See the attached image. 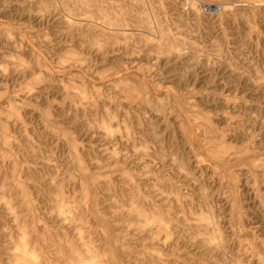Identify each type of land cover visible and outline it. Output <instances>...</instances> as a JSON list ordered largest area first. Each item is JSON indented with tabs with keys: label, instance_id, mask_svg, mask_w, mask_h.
Masks as SVG:
<instances>
[{
	"label": "rangeland",
	"instance_id": "1",
	"mask_svg": "<svg viewBox=\"0 0 264 264\" xmlns=\"http://www.w3.org/2000/svg\"><path fill=\"white\" fill-rule=\"evenodd\" d=\"M199 1L0 0V264H264V0Z\"/></svg>",
	"mask_w": 264,
	"mask_h": 264
},
{
	"label": "built area",
	"instance_id": "2",
	"mask_svg": "<svg viewBox=\"0 0 264 264\" xmlns=\"http://www.w3.org/2000/svg\"><path fill=\"white\" fill-rule=\"evenodd\" d=\"M181 2L183 3V7L185 9L189 7V10H191L190 6H192L193 8H198L199 10H202V11H208L209 9L212 10L214 9V7H217L215 5H205L198 1L181 0Z\"/></svg>",
	"mask_w": 264,
	"mask_h": 264
},
{
	"label": "bare ground",
	"instance_id": "3",
	"mask_svg": "<svg viewBox=\"0 0 264 264\" xmlns=\"http://www.w3.org/2000/svg\"><path fill=\"white\" fill-rule=\"evenodd\" d=\"M190 1H198V2H200L199 0H190ZM193 3V2H192ZM202 3V2H201Z\"/></svg>",
	"mask_w": 264,
	"mask_h": 264
}]
</instances>
